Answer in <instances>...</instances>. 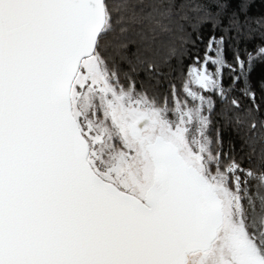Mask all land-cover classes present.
Wrapping results in <instances>:
<instances>
[{"label": "snow or ice", "instance_id": "snow-or-ice-1", "mask_svg": "<svg viewBox=\"0 0 264 264\" xmlns=\"http://www.w3.org/2000/svg\"><path fill=\"white\" fill-rule=\"evenodd\" d=\"M264 0H0V264H264Z\"/></svg>", "mask_w": 264, "mask_h": 264}, {"label": "trees", "instance_id": "trees-1", "mask_svg": "<svg viewBox=\"0 0 264 264\" xmlns=\"http://www.w3.org/2000/svg\"><path fill=\"white\" fill-rule=\"evenodd\" d=\"M253 74L258 77L261 74H264V66L261 64H258L254 70H253Z\"/></svg>", "mask_w": 264, "mask_h": 264}, {"label": "rangeland", "instance_id": "rangeland-1", "mask_svg": "<svg viewBox=\"0 0 264 264\" xmlns=\"http://www.w3.org/2000/svg\"><path fill=\"white\" fill-rule=\"evenodd\" d=\"M264 66V65H263Z\"/></svg>", "mask_w": 264, "mask_h": 264}]
</instances>
